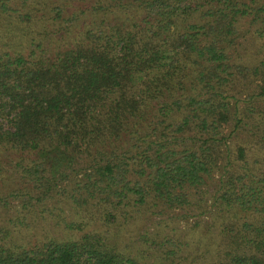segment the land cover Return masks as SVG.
<instances>
[{
    "label": "trees",
    "instance_id": "1",
    "mask_svg": "<svg viewBox=\"0 0 264 264\" xmlns=\"http://www.w3.org/2000/svg\"><path fill=\"white\" fill-rule=\"evenodd\" d=\"M28 5L0 0L13 12L0 25V156L16 154L23 185H48L40 199L60 150L72 185L59 190L82 204L66 237L15 243L0 224V264H151L127 248L138 214L207 205L196 264H264V0ZM145 232L158 250L172 242Z\"/></svg>",
    "mask_w": 264,
    "mask_h": 264
},
{
    "label": "rangeland",
    "instance_id": "2",
    "mask_svg": "<svg viewBox=\"0 0 264 264\" xmlns=\"http://www.w3.org/2000/svg\"><path fill=\"white\" fill-rule=\"evenodd\" d=\"M5 1L22 11L29 7L28 3L31 0ZM51 12L56 17L55 9ZM62 16L65 17L62 24L66 25L69 22L66 14L62 13L57 20H60ZM11 17H13V12H0V25L5 27L8 22L11 23ZM62 24L60 25L61 28L63 27ZM8 27L12 29V26L9 25ZM14 27H16V37L20 38L25 33V29H19L18 20H16ZM18 41L19 39H16L11 42H14L13 48L16 47ZM258 49L253 50L256 51ZM16 160V154H12L9 151H5L0 156L3 176V180L0 179V192L4 195L8 194L7 204L0 203V224L5 227L8 226L4 232L10 231L5 239L11 242L15 241V243L29 244L43 240L47 235L56 237L69 236L72 228L66 226V223L78 217L80 214L78 210L82 202L73 200L67 194L68 191L59 190L60 187L71 189V177L66 175L68 158L62 155L60 150H52L46 155V160L51 168L49 178L51 181H57L58 185H52L51 188H54L52 196L47 195L40 199L38 198L41 196L40 193L48 185H23L22 183L25 184V182L22 173L13 166ZM29 187L33 188V196H28L27 194L26 189ZM18 188L25 190L16 192ZM56 190L59 191L55 192ZM11 193L12 195H10ZM23 198L27 199L25 203L22 202ZM208 201L209 203L211 202L210 200ZM213 209L212 205H207L206 209H192L187 212L183 207L176 206L173 208L156 206L146 210L145 213L138 214L137 225L131 226L133 229L137 227L139 240H135L137 235L135 237L129 236L131 231H124V233H127L126 239L129 240L127 248L141 255L142 261L146 260L151 264H164L166 262L169 264H196L194 256L196 255L195 240H199L201 236L205 240L211 232L208 233L204 230L205 225L198 227V225L194 226L193 224L197 219H201L202 223L206 222L211 216ZM111 228L117 229L118 226L113 225ZM144 232L147 237L150 236L148 239L153 240L158 237H164L171 238L172 242L164 240L161 245L162 249L158 250L156 246L152 247L141 242L140 233ZM126 235H123V237ZM143 249L145 251H140ZM169 250H171V253L168 252ZM164 254L168 259L161 257Z\"/></svg>",
    "mask_w": 264,
    "mask_h": 264
}]
</instances>
